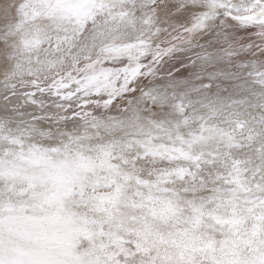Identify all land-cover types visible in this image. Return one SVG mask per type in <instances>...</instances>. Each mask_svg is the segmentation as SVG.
Masks as SVG:
<instances>
[{"label":"snow or ice","instance_id":"snow-or-ice-1","mask_svg":"<svg viewBox=\"0 0 264 264\" xmlns=\"http://www.w3.org/2000/svg\"><path fill=\"white\" fill-rule=\"evenodd\" d=\"M0 264H264V0H0Z\"/></svg>","mask_w":264,"mask_h":264}]
</instances>
